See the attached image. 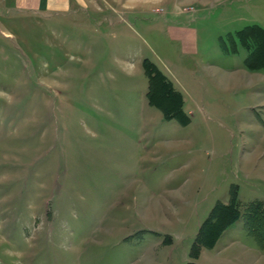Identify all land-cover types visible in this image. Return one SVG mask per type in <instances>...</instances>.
Masks as SVG:
<instances>
[{"label":"rangeland","instance_id":"rangeland-1","mask_svg":"<svg viewBox=\"0 0 264 264\" xmlns=\"http://www.w3.org/2000/svg\"><path fill=\"white\" fill-rule=\"evenodd\" d=\"M247 2L199 7L198 55L182 56L188 125L149 105L143 66L119 74L101 12L0 23V264H186L182 248L216 201L237 190L242 203H264V78L245 70L247 50L232 52L228 36L264 27V0ZM152 19L129 17L156 49L161 35L144 28ZM108 31L126 50L141 41ZM165 45L180 56L179 42ZM174 193L184 211L165 222Z\"/></svg>","mask_w":264,"mask_h":264},{"label":"crops","instance_id":"crops-1","mask_svg":"<svg viewBox=\"0 0 264 264\" xmlns=\"http://www.w3.org/2000/svg\"><path fill=\"white\" fill-rule=\"evenodd\" d=\"M214 1L222 7L224 13L234 11L235 7L242 8L249 4V2L245 3V0L235 2L231 0H0V23L1 25L9 23L11 25L22 26L20 23L25 21L27 16L40 17V19H37L39 22L43 21V17H50V19L54 17V19H56L55 21H58L57 19L60 20L58 22H64L66 20L73 22L74 18L81 20L86 19L90 22L94 9L97 10V12H101L100 14L104 15L105 20L109 19L110 25L108 24L106 26L107 30H104L105 33L100 31V36L102 39L103 37H107L110 41L111 49L109 48V51L116 54V59L112 61L113 64L115 63L120 69L121 72L119 74H126V76L136 75L138 69L141 66L144 67V61L146 59L152 61L172 82L174 89L181 93L183 98V110L191 119V110L187 108V89L182 80L185 74L184 72L188 70L182 56L198 55L200 30L194 23L197 22L196 19H199V17H197L198 11ZM149 12L154 14V19L149 22L150 24L145 25L144 28L150 33L154 32V30L158 31L161 35V37H156V40H154L156 49L147 44L146 40L142 38L141 34L138 32L136 26L134 27L129 20V17L132 18V16L138 13ZM186 13H189L191 17L186 19L184 17ZM118 19H120V21H117ZM253 26L264 29L263 26L253 23L246 25L235 34L228 33V36L232 41V52L237 51V46L239 44L247 50V57L244 60L245 70L250 72V74H258L264 78L263 66L251 67L247 63V60L256 49L255 43L253 40H248V45H245L238 36V32ZM108 28L115 29V31L126 32L127 34L129 33L141 41H138L139 45L137 47L135 46L134 48L126 50L124 47L122 48L121 40L111 42L112 39H117L118 37L116 36V32L108 31ZM5 31L7 30L3 29V33H1L2 36H9L5 34ZM165 37L171 43L173 41L180 43V56L179 54H177L175 58L170 56L168 46L165 45ZM115 44L117 47L114 46ZM223 51L225 52V50ZM149 52L150 56H147ZM127 56H136L137 59L133 61L130 60L131 58H127ZM180 58L183 60L180 61ZM112 78L114 86H117V83L118 85H126V82L119 80L120 78L117 74H112ZM251 81H256V79L251 78ZM147 88V101L149 105H151L148 98L149 78ZM156 108L161 111L164 117L163 111L158 107ZM171 120H175L181 124L176 119ZM179 195L180 193H174L171 196H165V222L171 221V219H175V217L182 215L184 208L182 207L183 204L180 203L181 197H179ZM217 202H223L225 204L230 203L231 193L228 194L227 198H223V200L220 199L216 201V203ZM238 202L242 216L222 232L213 247H203L199 256L197 258H192L190 255L192 245L199 234L202 224L209 217L216 203L214 204L207 217L203 221L200 220L199 229L196 234L189 239L188 245L183 246L182 252L183 255H185L182 260L183 263L188 264L194 261L196 264H264V249L261 248L256 238L248 231L244 212L242 211V208L252 201L242 203L238 196ZM164 242L165 263H173L174 259L172 256H174L173 251L176 250V243L170 234H165Z\"/></svg>","mask_w":264,"mask_h":264},{"label":"trees","instance_id":"trees-1","mask_svg":"<svg viewBox=\"0 0 264 264\" xmlns=\"http://www.w3.org/2000/svg\"><path fill=\"white\" fill-rule=\"evenodd\" d=\"M238 36L243 44L248 45V40H253L256 45V49L247 60L248 65L264 67V29L254 26L248 27L238 32ZM144 69L149 78L148 98L150 104L160 108L165 119H176L183 125L189 124L191 119L183 110L181 93L174 89L172 82L152 61L146 59ZM241 216L242 212L239 208L236 190L230 203L217 202L215 204L192 245L191 257L197 258L203 247H213L222 232ZM244 217L248 231L254 235L259 245L264 249L263 201L255 200L247 204ZM188 264H196V262L191 261Z\"/></svg>","mask_w":264,"mask_h":264}]
</instances>
